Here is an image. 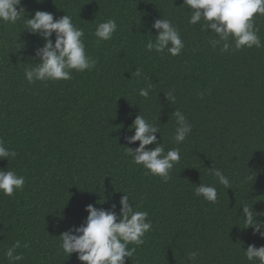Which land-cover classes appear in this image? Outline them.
Masks as SVG:
<instances>
[{"label": "trees", "instance_id": "obj_1", "mask_svg": "<svg viewBox=\"0 0 264 264\" xmlns=\"http://www.w3.org/2000/svg\"><path fill=\"white\" fill-rule=\"evenodd\" d=\"M19 8L25 14L15 24L0 21V138L17 152L0 169L26 183L12 196L0 192V264H9L4 253L17 240L28 247L17 249L24 259L16 264H83L64 253L60 235L85 222L89 204H116L119 213L124 192L152 221L143 244L129 245L136 252L126 264H253L244 250L264 246V238L241 215L242 205L264 213V48L213 50L216 34L189 24L183 0H22ZM38 10L72 17L93 68L73 70L69 80H26L24 69L38 63L45 43L26 30ZM163 17L180 31V55L146 48L159 34L152 23ZM109 18L117 31L98 43L96 27ZM254 22L264 43V15ZM148 85L144 98L139 90ZM175 109L192 126L180 144ZM140 113L160 127L165 153L180 149L167 182L127 154L139 146L125 137ZM214 166L232 188L218 183ZM200 183L217 188L215 203L195 195ZM190 251L198 252L195 261Z\"/></svg>", "mask_w": 264, "mask_h": 264}, {"label": "clouds", "instance_id": "obj_2", "mask_svg": "<svg viewBox=\"0 0 264 264\" xmlns=\"http://www.w3.org/2000/svg\"><path fill=\"white\" fill-rule=\"evenodd\" d=\"M22 0H0V21L15 24L25 14L23 8H19ZM191 15L189 24H201L202 30L215 33L209 44L213 50L219 48L221 53L230 49L242 50L243 48H264L259 29L255 27L254 17L264 15V0H183ZM151 27L158 30L155 41L149 39L146 48L149 51L165 53L172 56L180 55L185 47L179 29L173 23L163 17L155 20ZM118 25L115 19L109 18L97 25L95 36L97 42L112 39L117 31ZM26 30L38 35L45 43L36 49L38 63L24 69V76L31 84L36 81H58L69 80L72 71L83 72L95 66L96 61L87 54L84 40V31L73 23L70 15L66 14L60 18H54L52 13L36 11L33 18H26ZM54 37V39H53ZM135 75H140L136 69ZM151 85L139 90V95L148 98ZM168 100L174 101L171 93L165 94ZM172 116L176 120L174 141L176 144L184 142L192 132V126L184 113L175 109ZM134 134L125 137L128 144L139 142L134 150L127 147V154L132 157V163L143 165L152 175L161 177L167 182L171 177V170L181 159L180 149L172 148L165 153L163 143L157 139V133H161L160 127L145 118L141 113L136 116L129 131ZM162 135V134H161ZM155 145L154 148L147 146ZM17 152L9 149L5 141L0 138V160L15 159ZM217 178L220 185L225 188H232L230 180L223 171L215 166L210 169ZM26 178L18 175L12 170L0 169V192L12 196L17 190H23ZM121 196L117 213V205L113 204L111 209L97 208L89 204L86 206L88 216L80 226H73L63 232L61 248L67 255L73 253L78 255L79 261L83 264H126L128 258L133 257L136 247L143 244V237L152 229V221L148 219L146 211L137 210L130 203L129 193ZM195 195L202 196L206 201L215 203L218 191L215 186L200 183L195 189ZM241 215L247 227L252 228L254 234L264 238V220L258 219L264 213L253 210L252 205H242ZM129 245H135L129 247ZM27 248L28 245H21L17 240L11 247L7 248L4 255L9 264L24 259L22 253L17 249ZM247 260L255 264H264V246L257 247L251 244L244 250ZM198 252L187 253L189 261H195Z\"/></svg>", "mask_w": 264, "mask_h": 264}]
</instances>
